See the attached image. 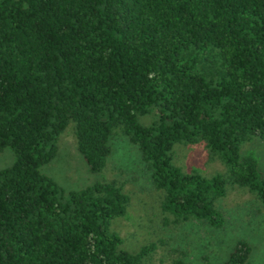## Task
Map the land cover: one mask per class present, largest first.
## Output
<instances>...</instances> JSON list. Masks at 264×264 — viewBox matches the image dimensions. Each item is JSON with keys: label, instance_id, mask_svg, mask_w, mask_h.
<instances>
[{"label": "trees", "instance_id": "obj_1", "mask_svg": "<svg viewBox=\"0 0 264 264\" xmlns=\"http://www.w3.org/2000/svg\"><path fill=\"white\" fill-rule=\"evenodd\" d=\"M71 123L95 173L129 136L176 221L222 225L230 186L264 205L260 159L242 152L264 139V0H0V152L16 154L0 170V264H141L158 249L128 251L111 228L131 200L117 180L67 191L42 172ZM178 145L226 171H185ZM251 252L240 240L222 264Z\"/></svg>", "mask_w": 264, "mask_h": 264}, {"label": "rangeland", "instance_id": "obj_2", "mask_svg": "<svg viewBox=\"0 0 264 264\" xmlns=\"http://www.w3.org/2000/svg\"><path fill=\"white\" fill-rule=\"evenodd\" d=\"M149 118L141 117V121L149 122ZM75 127L71 123L60 136L57 156L41 170L67 191L100 180L113 179L123 185L130 205L125 216L112 220L111 228L121 234L122 246L131 252L157 243L158 249L141 264H172L177 258L187 264H222L240 240L252 247L246 264H264V205L254 195L230 186L227 195L216 201L224 216L222 225L192 218L176 221V214L163 208V193L157 190L151 169L129 136L121 131L115 134L106 168L95 173L78 149ZM242 152L256 155L264 169V139L247 142ZM175 159L185 171L196 170L208 177L226 171L223 163L210 159L197 145H178ZM15 160L13 149L5 148L0 152V170Z\"/></svg>", "mask_w": 264, "mask_h": 264}]
</instances>
